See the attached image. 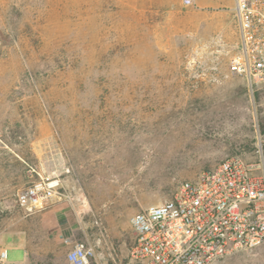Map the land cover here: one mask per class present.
I'll return each mask as SVG.
<instances>
[{"label": "rangeland", "instance_id": "374dc122", "mask_svg": "<svg viewBox=\"0 0 264 264\" xmlns=\"http://www.w3.org/2000/svg\"><path fill=\"white\" fill-rule=\"evenodd\" d=\"M235 0H0V253L134 264L131 218L232 155L259 161L264 84L229 69ZM264 159V155H263ZM45 178L70 199L18 194ZM66 221L63 236L55 230ZM65 238V237H64ZM214 264H264V243Z\"/></svg>", "mask_w": 264, "mask_h": 264}, {"label": "built area", "instance_id": "2783aa9c", "mask_svg": "<svg viewBox=\"0 0 264 264\" xmlns=\"http://www.w3.org/2000/svg\"><path fill=\"white\" fill-rule=\"evenodd\" d=\"M198 7L197 0H182ZM239 43L229 69L242 78L250 93L264 84V0H235L232 8ZM259 161L232 155L196 180L181 182L170 200L143 209L131 218L135 241L129 258L134 264H214L264 243V135L258 138ZM37 173V172H36ZM18 194L28 211L53 200H69L61 180L45 178ZM67 246L72 239L63 238ZM94 249L76 243L68 264H91ZM0 264H8L7 251Z\"/></svg>", "mask_w": 264, "mask_h": 264}, {"label": "crops", "instance_id": "0c3cea01", "mask_svg": "<svg viewBox=\"0 0 264 264\" xmlns=\"http://www.w3.org/2000/svg\"><path fill=\"white\" fill-rule=\"evenodd\" d=\"M198 1L199 0H197V5H198ZM63 223L64 224L60 225L55 230L54 238H55L56 241H58L59 238L63 239L64 237L68 238V239H72V235L71 236H63V234H61L63 232V230L65 229V227H68V225H69V223H67L66 221H64ZM32 243L33 242H31V240L29 241V244H28L27 240H26V243H25V249H26V252H27V259H28V262L26 264H32L34 262L39 263V260H40V256L37 253V251L34 249V246H33ZM130 262H131V260H130Z\"/></svg>", "mask_w": 264, "mask_h": 264}]
</instances>
